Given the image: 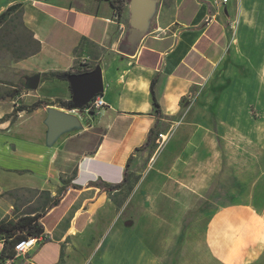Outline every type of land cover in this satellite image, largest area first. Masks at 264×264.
Here are the masks:
<instances>
[{"label": "crops", "instance_id": "crops-1", "mask_svg": "<svg viewBox=\"0 0 264 264\" xmlns=\"http://www.w3.org/2000/svg\"><path fill=\"white\" fill-rule=\"evenodd\" d=\"M120 1L126 4L122 17L114 0H0V15L21 6L25 25L41 44L37 54L0 78V221L42 214L46 238L5 263L162 264L144 233L117 218L110 193L94 187L97 181L121 183L129 159L139 158L136 149L156 125L159 134L166 127L173 132L168 146L178 150L164 171L176 183L164 193L170 199L187 197L188 189L207 195L226 159L235 165L222 135L234 142L239 135L264 152V0H153L132 55L121 50L131 8L128 0ZM231 27H237L235 36ZM233 56L257 71L256 77L227 83L222 93L198 94ZM87 59L101 67L106 107L90 118L103 126L98 145L83 152L68 149L78 132L48 142L49 110L70 111L59 102L74 101V85L46 75ZM154 80L160 117L152 104ZM242 98L244 114L236 111ZM37 102L43 104L31 113L15 111ZM84 112L91 115L89 108ZM72 168L73 186L51 208ZM45 191L47 205L39 197ZM206 242L218 263H256L264 252V212L249 204L220 209L208 224ZM3 247L0 239V254Z\"/></svg>", "mask_w": 264, "mask_h": 264}, {"label": "rangeland", "instance_id": "rangeland-1", "mask_svg": "<svg viewBox=\"0 0 264 264\" xmlns=\"http://www.w3.org/2000/svg\"><path fill=\"white\" fill-rule=\"evenodd\" d=\"M114 1L116 8L122 9V13L117 14L122 17L126 4L120 0ZM126 27V37L122 44L128 43L130 23ZM236 29L237 27H231L234 36ZM37 42L39 41L24 23L22 9L14 12L0 27V78L12 72L13 64L30 58L39 48ZM228 62V68H222L217 78L204 91H198V94L222 93L227 83H234L240 77H256L257 71L247 68L240 56H233ZM97 66V62L87 59L75 67L80 70H94ZM246 108V100L242 98L236 105V111L244 114ZM94 110H89L91 115L80 111L85 123L82 122L81 129L68 132L80 133L68 145L69 150L93 151L98 145L103 126L92 125L90 118L96 116L93 114ZM12 120H16L15 117ZM180 123L178 121L176 125ZM86 126L89 128L83 132ZM167 128L162 129V132H170ZM219 138L225 141L224 146L233 155L231 161L235 165L228 166L226 159L220 178L207 195L199 196L189 189V195L179 199H170L164 195L167 190L172 191L176 186L164 171L170 170L172 156L178 150L168 146L169 141L163 142L161 139H155L153 151H141L139 158L132 161L128 185L110 194L117 218L130 227L137 226L144 233L147 241L152 243V252L160 254L162 264H221L212 257L206 242V230L212 216L224 207L243 204L255 206L264 212V152L246 144L239 135L236 142L232 137L225 139L222 135ZM70 173L67 179L72 177L73 168ZM35 196L31 194L30 198ZM39 197L45 205L48 204L47 191L39 194ZM254 264H264V252Z\"/></svg>", "mask_w": 264, "mask_h": 264}, {"label": "trees", "instance_id": "trees-1", "mask_svg": "<svg viewBox=\"0 0 264 264\" xmlns=\"http://www.w3.org/2000/svg\"><path fill=\"white\" fill-rule=\"evenodd\" d=\"M21 10L20 5H15L10 7L7 11L2 13L0 15V27L4 25L10 18V16L14 12H18ZM23 11V10H22ZM117 14L120 15L122 13L121 8H116ZM39 45V48L34 51V53L31 54V56L37 54L41 49L40 42H37ZM93 69H85L80 70L76 67L70 69L66 72H54L47 74V77L58 79V80H68V77L70 76H78L83 75L86 73L92 72ZM157 81L154 80L152 82L151 86V93H152V104L154 106V110L156 112V115L160 117L161 109L160 104L157 99L156 91H155V85ZM43 102H37L31 106L28 107H18L15 111L16 112H22L27 111L28 113L33 112L34 110L40 108L42 106ZM60 106L63 108H67L69 110H72L74 104L72 101H60ZM91 107V103L87 105L85 109H88ZM11 118V115H7L2 119V122L9 120ZM159 133L157 131V125L152 128L148 134V139L146 143L139 149H136L137 152L150 150L153 151L155 149V139H157ZM133 161V157H131L127 163L126 169L124 171V177L121 183L119 184H113L109 185L102 181H97L94 183V187L99 188L102 192L107 193H114L117 191H120L124 187H126L130 181L129 177V168L131 166V163ZM76 172L74 171L72 177L68 179L62 178V184L63 186L60 188L58 195L51 201V208H54L60 204L61 199L63 198L64 194L71 188L73 185L71 181L75 177ZM49 195V192H47ZM50 200V198H49ZM42 217V214H35V215H26L19 217L16 221L15 220H2L0 221V239L4 240V247L0 254V264H5L6 260L12 259L16 256L19 246L26 241L28 238L31 237H38L42 234H44V227L40 223V219Z\"/></svg>", "mask_w": 264, "mask_h": 264}, {"label": "water", "instance_id": "water-1", "mask_svg": "<svg viewBox=\"0 0 264 264\" xmlns=\"http://www.w3.org/2000/svg\"><path fill=\"white\" fill-rule=\"evenodd\" d=\"M152 1L153 0H128L131 8L130 29L127 35L128 43L121 45V50L126 54H135L138 48L144 22L146 20V11L151 6ZM68 80L74 85V106L72 110L78 109L79 112L74 114L72 110L68 112L58 109L49 110L46 123L49 129L48 142L50 144L64 133L81 129L82 121L80 111H83L97 95H102L104 92L102 70L100 66L96 67L90 73L70 76ZM39 82L40 76L37 75L32 79V88L36 89Z\"/></svg>", "mask_w": 264, "mask_h": 264}, {"label": "built area", "instance_id": "built-area-1", "mask_svg": "<svg viewBox=\"0 0 264 264\" xmlns=\"http://www.w3.org/2000/svg\"><path fill=\"white\" fill-rule=\"evenodd\" d=\"M228 0H223V3H227ZM106 107V103L105 101L103 100V98L101 97V95H97L93 101L91 102V107L89 108L90 109H103ZM75 112V111H74ZM74 114H77V113H74ZM171 136V131L169 133H161L158 135L157 137V140L161 139L163 142H166L169 140ZM45 241L46 238L44 236V234L38 236V237H31V238H28L26 241H24L18 248V251H17V255L20 256V255H25L27 254L30 250H32L40 241ZM5 264H9V263H5Z\"/></svg>", "mask_w": 264, "mask_h": 264}]
</instances>
